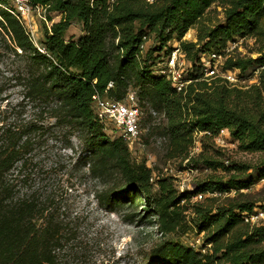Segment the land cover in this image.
<instances>
[{"label":"trees","instance_id":"1","mask_svg":"<svg viewBox=\"0 0 264 264\" xmlns=\"http://www.w3.org/2000/svg\"><path fill=\"white\" fill-rule=\"evenodd\" d=\"M216 1L219 0H28L48 13L61 15L60 21L49 29L44 25L43 54L31 41L20 14L8 0H0V54L6 48L13 57L25 55L34 66L26 75L15 71L8 77L0 76V264H68L62 253L70 243L72 230L65 228L48 198L42 200L36 191L22 189L30 181L31 167L37 164L31 153L48 144V119L69 130L78 128L86 147L78 161L88 165L92 176L119 178L115 187L99 194L102 204L114 211L130 203L137 214L141 213L135 217L146 224L156 221L166 234L184 224L181 201L207 191L223 194L230 187L239 190L251 185V181L243 182L231 175L230 187H224L221 181L207 180L194 191L177 195L170 179H164L158 196L150 201L151 169L145 162L131 161L123 137L112 138L103 131L104 124L97 119L92 102L96 92L123 100L133 74L159 102L173 108L167 115L172 141L180 144L188 137L192 144L191 134L196 127L210 132L204 140H213L221 129L227 128L240 150L261 155L256 165L244 163L243 169H260V179L264 178V69L259 84L248 89L230 88L220 80L211 86L204 81L191 84L185 103L193 101L194 118L187 123L183 107L179 117L176 113L183 106L181 94L165 77L154 73V59L158 56L152 57L149 52L138 56L144 36L154 34L160 42L156 51L162 50L174 35L181 40L200 23L205 10ZM263 15L264 0H227L224 25L199 29L201 40H206L200 54L223 49L236 38L253 33ZM46 18L52 20L51 15ZM74 22L82 23L83 34L75 41H67L65 32ZM113 31L118 40L113 46L115 55H111L109 46ZM180 45L185 51L197 46L185 41ZM210 47L214 49L208 51ZM260 54L257 58H228L226 67L245 71L254 64L264 66V51ZM186 56L190 59L189 54ZM8 84L23 93L14 106L4 104ZM139 103L143 108L150 105L165 111L148 101ZM218 155L219 149L205 148L190 163L217 170L225 167ZM142 194L149 201L138 211ZM244 196L239 193L238 197L227 198L224 214L220 209L213 213V208L196 203L198 231L207 232L212 246L202 253L170 243L160 248V260L168 264H264V226L249 227L250 231L246 228L240 214L252 211L255 202L243 200ZM238 219L245 226L242 224L223 240Z\"/></svg>","mask_w":264,"mask_h":264},{"label":"rangeland","instance_id":"2","mask_svg":"<svg viewBox=\"0 0 264 264\" xmlns=\"http://www.w3.org/2000/svg\"><path fill=\"white\" fill-rule=\"evenodd\" d=\"M8 1L10 7L20 14L31 41L44 54V25L49 29L52 23L60 21L61 15L57 12L48 13L45 8L33 6L28 0ZM226 1L214 2L205 10L200 23L190 28L181 40L177 35H174V38L162 50L156 51L160 42L154 34L149 35L145 51L141 56H145L147 52L152 57L158 56L154 59L153 70L155 71L162 67L166 56L170 53L167 50L176 44H180L181 41L194 43L197 46L183 51L186 55H190V59L187 58L189 74H198V63L202 61L200 52L202 48H205L204 42L206 41L201 40L202 33L199 29L224 25ZM109 2L113 3L112 0ZM47 15H51V21L47 20ZM114 33L113 31L109 34V46L113 50L110 51L111 55L116 54V49L113 46L118 42L117 38H114ZM82 34V23L74 22L65 32L64 38L67 41H75ZM231 43V57H259L260 51H264V15L260 18L258 28L253 33L238 37ZM212 49L214 48L210 47L207 50ZM256 67L258 66L254 64L242 71L243 77L247 78V81L251 77V81H254V76L250 75ZM32 69L34 70V66L27 61L25 55L22 58L13 57L6 48L0 54V76L2 77H8L15 71L23 72L26 75ZM129 83L127 92L122 96L123 100L130 91H136L140 101H148L155 107L165 109L166 115H168L169 110L173 111V108L169 109L162 102H159L153 93L147 90L148 86L145 83L138 82L136 75H132ZM6 92L8 96L4 104L14 106L21 101L22 91L8 84ZM182 107L180 111L174 109L178 117L182 114ZM47 121L50 122V127L45 136L48 139V144L41 146L39 151L31 153L30 156L35 157L33 162H37V164L31 167V171H29L31 174L30 181L22 189L24 191H36L42 200L48 198L51 208L53 211L56 210L60 219L63 220L65 228L72 230L70 243L66 247V251L62 253V258L68 264H168L160 260V248L164 245L181 244L192 249L202 250V253L208 252L212 246L208 242L207 232L199 233L198 231L194 210L196 203L202 204L204 208L205 206L213 208V213H217V209H220L224 214L226 213L224 209L227 207L225 206L226 199L238 197L239 193H243L245 195L242 197L243 200L255 202L254 208L264 209V178L260 179V169L248 171L243 169L244 163L256 165L261 156L259 153H247L240 150L237 141L232 138L225 137L221 144L203 138L202 150L205 148L212 149V147L219 149L218 157L224 161L225 167L211 170L206 169L203 164H198V167L187 164L188 168H185L183 160L187 155L191 141L188 137H184L180 144L172 141V134L167 128L169 123L167 117L164 125L152 128L150 132L143 135L138 144L129 148L131 161L135 163L145 162L152 171L151 176L155 175L150 201L158 196L159 184L164 179H170L177 195L185 194L181 188L182 184L192 186L194 191L198 184L201 185L207 180L221 181L224 187H230L231 175H236L243 182L251 181V185L239 190L230 187L223 194L207 191L193 196L189 200L181 201L184 224L176 231L166 234L160 230L156 221L146 224L141 222L139 217H135L141 213L137 214L130 203L118 206L114 211L102 204L98 199L99 194L115 187L119 178L116 179L115 176H111L103 179L92 176L88 172V165L84 161H78L79 157L84 155L86 148L78 128L72 127L69 130L56 125L53 119ZM103 131L112 138L121 137V132L112 123H104ZM162 135H167V141L158 144L157 139ZM140 197L142 204L139 205L138 211L142 210L149 201L144 194ZM242 224L238 219L223 240L231 237ZM261 226L264 224L259 227ZM249 227L246 225L248 230ZM257 227L254 226L253 228Z\"/></svg>","mask_w":264,"mask_h":264},{"label":"built area","instance_id":"3","mask_svg":"<svg viewBox=\"0 0 264 264\" xmlns=\"http://www.w3.org/2000/svg\"><path fill=\"white\" fill-rule=\"evenodd\" d=\"M115 0H112L114 2ZM147 36L143 37V41L139 47V55H141L146 48ZM231 45L229 42L225 48L212 50L208 53H201L202 61L198 63L199 73L194 74L198 78H194L187 69L188 60L185 52L180 44L174 45L161 68L155 70L154 73L158 76L165 77L173 87V89L181 94L183 98V112L184 121L190 123L193 120V112L191 103H185L189 96V86L197 81H204L208 86H211L214 81L220 80L221 83L228 87H236L240 89H248L253 85L259 84L260 74L264 66L256 67L251 71L250 76H254V81H247L243 77L240 69L227 68L226 62L231 57ZM41 50V49H40ZM43 52V50H41ZM251 81V82H250ZM250 82V83H249ZM112 84L109 85L111 87ZM108 87V88H109ZM193 95L191 94V97ZM92 102L95 114L100 123H112L116 129L121 132V137L125 139L129 148L138 144L145 133L150 132L154 127H160L167 121L165 111H160L153 106L147 105L143 108L139 103V98L136 91H130L124 100H116L108 96H102L99 93L92 95ZM205 135H210L209 131L194 128L191 134L192 144L188 150V156L183 160L184 165L190 163V159L196 157L202 152V142ZM226 138H232L230 131L227 128L221 129L213 138L214 142L221 144ZM167 135H162L157 139V143H165ZM168 170V168H166ZM192 170V169H191ZM154 173V172H153ZM155 175L150 177V182L153 184ZM182 191L189 193L193 191L192 186L182 184ZM243 222L250 226H260L264 224V209L254 208V211L243 212L240 214ZM264 241V239H263Z\"/></svg>","mask_w":264,"mask_h":264}]
</instances>
